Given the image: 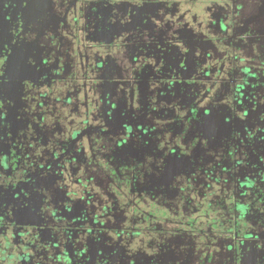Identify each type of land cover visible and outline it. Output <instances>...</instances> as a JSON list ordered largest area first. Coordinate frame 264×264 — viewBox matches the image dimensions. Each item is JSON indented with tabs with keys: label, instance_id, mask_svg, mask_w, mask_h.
<instances>
[{
	"label": "flooded vegetation",
	"instance_id": "flooded-vegetation-1",
	"mask_svg": "<svg viewBox=\"0 0 264 264\" xmlns=\"http://www.w3.org/2000/svg\"><path fill=\"white\" fill-rule=\"evenodd\" d=\"M2 43L0 264H264V0H0Z\"/></svg>",
	"mask_w": 264,
	"mask_h": 264
},
{
	"label": "snow or ice",
	"instance_id": "snow-or-ice-1",
	"mask_svg": "<svg viewBox=\"0 0 264 264\" xmlns=\"http://www.w3.org/2000/svg\"><path fill=\"white\" fill-rule=\"evenodd\" d=\"M7 46H8V43H2V46H0V53H2L4 51V49L7 48ZM9 56L4 57V58H0V68H3L6 60H9ZM23 62L25 64L28 63V57L27 56H25L23 58ZM5 75H6V73L4 71H0V88H2L5 83H7V81L5 80ZM4 103H5L4 97L2 95H0V112L3 111ZM208 118L211 119L210 116ZM0 120H3L2 115H0ZM129 131H131V130H129Z\"/></svg>",
	"mask_w": 264,
	"mask_h": 264
},
{
	"label": "rangeland",
	"instance_id": "rangeland-1",
	"mask_svg": "<svg viewBox=\"0 0 264 264\" xmlns=\"http://www.w3.org/2000/svg\"><path fill=\"white\" fill-rule=\"evenodd\" d=\"M163 17H168V16H163ZM163 17H162V18H163ZM248 18H249V17H248ZM248 18H245V20L248 19ZM235 19L238 21L239 17H236ZM249 19H252V20H253V18H249ZM158 26H159V28L161 27L160 25H158ZM252 30H253V27H252L250 24H247V25H246L245 33L252 32ZM170 31H171V30H169V32H170ZM214 45H217V46L221 45V46H220L221 50H223L224 53H227V52H228L227 49L224 47V44H222V42H220V41L218 40V38H216V37H214ZM225 55H226V54H225ZM225 55H224V56H225ZM224 59H225L224 57H223V58H217V59H214V61L217 60L218 62H223V61H225ZM70 102H72V101H70ZM89 107L92 109V105H91V104H90ZM71 116H74V115H71Z\"/></svg>",
	"mask_w": 264,
	"mask_h": 264
}]
</instances>
